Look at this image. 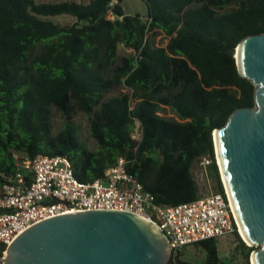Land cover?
Here are the masks:
<instances>
[{"label": "trees", "instance_id": "obj_1", "mask_svg": "<svg viewBox=\"0 0 264 264\" xmlns=\"http://www.w3.org/2000/svg\"><path fill=\"white\" fill-rule=\"evenodd\" d=\"M113 1L0 0V187L16 172V153L67 156L82 182L123 157L156 204L178 205L200 197L194 168L209 157V179L224 194L213 134L238 108L256 106L235 54L243 39L264 34V0H142L144 15ZM62 15L76 22L50 19ZM160 34L166 45L156 44ZM121 45L134 55L121 56ZM118 87L127 92L113 95ZM54 109L65 117L57 134ZM79 113L97 150L80 137ZM235 236L250 264L258 248ZM195 246L201 264H232L214 239ZM184 254L177 264H193Z\"/></svg>", "mask_w": 264, "mask_h": 264}, {"label": "water", "instance_id": "obj_2", "mask_svg": "<svg viewBox=\"0 0 264 264\" xmlns=\"http://www.w3.org/2000/svg\"><path fill=\"white\" fill-rule=\"evenodd\" d=\"M240 75L256 87L255 108H238L214 131L224 188L252 264H264V34L241 41ZM225 179V180H224ZM173 251L151 221L127 211L59 215L25 230L7 248L4 264H169Z\"/></svg>", "mask_w": 264, "mask_h": 264}, {"label": "built area", "instance_id": "obj_3", "mask_svg": "<svg viewBox=\"0 0 264 264\" xmlns=\"http://www.w3.org/2000/svg\"><path fill=\"white\" fill-rule=\"evenodd\" d=\"M113 3H117L114 0ZM112 3V5H113ZM109 19H114L109 12ZM18 165L10 182L0 187V264L7 248L25 230L44 220L75 212L116 210L136 213L151 221L169 240L172 263L180 253L207 240L236 237L240 227L225 193H204L192 202L158 205L153 194L128 170L130 160L120 157L103 177L80 181L67 156L14 155ZM209 157L201 161V179L209 182ZM198 181V180H197ZM200 186V183H198Z\"/></svg>", "mask_w": 264, "mask_h": 264}, {"label": "rangeland", "instance_id": "obj_4", "mask_svg": "<svg viewBox=\"0 0 264 264\" xmlns=\"http://www.w3.org/2000/svg\"><path fill=\"white\" fill-rule=\"evenodd\" d=\"M43 1H48V0H38V2H43ZM77 1L84 3L90 2V0H77ZM123 6L125 11L131 15H135L137 13L144 15L146 14L147 11L146 5L142 0H125ZM50 19L62 25H72L76 22L75 18L68 15L51 17ZM167 42L168 39H166L164 34H160L156 37L157 45H166ZM119 52L121 56L134 55L133 50L124 49L122 45L119 48ZM122 92H127V88L118 87L117 90L114 91L113 95H119ZM53 112H54V118H53L54 131L57 134L59 131H61V129L64 126L65 117L56 109H54ZM168 116H173V114L170 113V109L168 110ZM73 121L75 125L79 128V134L81 139L89 146L91 150H97L98 144L90 133L88 115L84 113H79L74 117ZM139 137H140V130L139 127H137L135 138H139ZM154 156L157 161L159 159L158 156L157 155ZM200 172H201V162L196 164L194 168V175L198 180V183H200V187L204 193L210 192L216 194L214 183L211 180H209V182L206 179L202 180L200 176ZM219 251H220V256L221 258H223V260L227 262L231 261L232 264H244L242 260L241 251L237 249L236 237L220 241ZM203 258H204V253L197 246H191L187 248L183 257L184 260L189 261L193 264H201ZM250 264H252L251 259H250Z\"/></svg>", "mask_w": 264, "mask_h": 264}, {"label": "bare ground", "instance_id": "obj_5", "mask_svg": "<svg viewBox=\"0 0 264 264\" xmlns=\"http://www.w3.org/2000/svg\"><path fill=\"white\" fill-rule=\"evenodd\" d=\"M225 180V179H224ZM240 234L242 235V237L245 239V241H247L246 240V237H245V235H244V233H243V231H242V229L240 228Z\"/></svg>", "mask_w": 264, "mask_h": 264}]
</instances>
